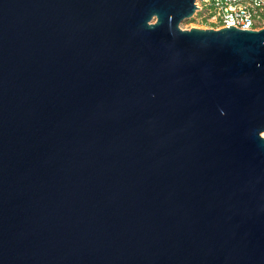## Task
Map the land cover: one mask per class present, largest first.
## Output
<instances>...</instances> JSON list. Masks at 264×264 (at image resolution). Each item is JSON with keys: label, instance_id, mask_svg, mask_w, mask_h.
<instances>
[{"label": "water", "instance_id": "95a60500", "mask_svg": "<svg viewBox=\"0 0 264 264\" xmlns=\"http://www.w3.org/2000/svg\"><path fill=\"white\" fill-rule=\"evenodd\" d=\"M195 0H0V264H264V28Z\"/></svg>", "mask_w": 264, "mask_h": 264}, {"label": "built area", "instance_id": "2783aa9c", "mask_svg": "<svg viewBox=\"0 0 264 264\" xmlns=\"http://www.w3.org/2000/svg\"><path fill=\"white\" fill-rule=\"evenodd\" d=\"M189 25L219 29L229 25L240 29L264 28V0H195ZM264 137V132L261 133Z\"/></svg>", "mask_w": 264, "mask_h": 264}, {"label": "rangeland", "instance_id": "374dc122", "mask_svg": "<svg viewBox=\"0 0 264 264\" xmlns=\"http://www.w3.org/2000/svg\"><path fill=\"white\" fill-rule=\"evenodd\" d=\"M180 27H181L182 29H189V28H191V27L206 28V27L204 26V24H202V25L199 24V25H194V26L189 25V22H188L187 20L182 21V22L180 23Z\"/></svg>", "mask_w": 264, "mask_h": 264}]
</instances>
